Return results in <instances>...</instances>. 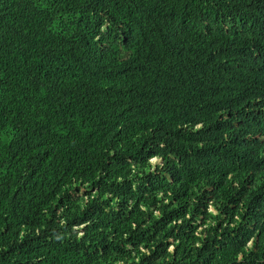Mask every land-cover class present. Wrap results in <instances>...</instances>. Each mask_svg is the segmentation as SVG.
<instances>
[{
	"label": "trees",
	"instance_id": "trees-1",
	"mask_svg": "<svg viewBox=\"0 0 264 264\" xmlns=\"http://www.w3.org/2000/svg\"><path fill=\"white\" fill-rule=\"evenodd\" d=\"M0 264H264V0H0Z\"/></svg>",
	"mask_w": 264,
	"mask_h": 264
}]
</instances>
